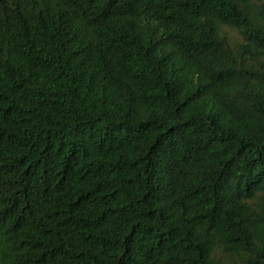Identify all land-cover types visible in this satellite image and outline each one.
<instances>
[{"label": "trees", "instance_id": "obj_1", "mask_svg": "<svg viewBox=\"0 0 264 264\" xmlns=\"http://www.w3.org/2000/svg\"><path fill=\"white\" fill-rule=\"evenodd\" d=\"M0 264H264V0H0Z\"/></svg>", "mask_w": 264, "mask_h": 264}]
</instances>
